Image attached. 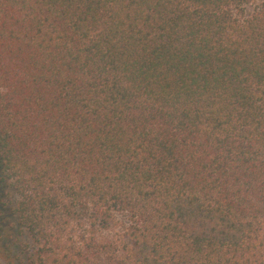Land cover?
<instances>
[{"label":"trees","instance_id":"1","mask_svg":"<svg viewBox=\"0 0 264 264\" xmlns=\"http://www.w3.org/2000/svg\"><path fill=\"white\" fill-rule=\"evenodd\" d=\"M0 0V264H264V0Z\"/></svg>","mask_w":264,"mask_h":264},{"label":"rangeland","instance_id":"2","mask_svg":"<svg viewBox=\"0 0 264 264\" xmlns=\"http://www.w3.org/2000/svg\"><path fill=\"white\" fill-rule=\"evenodd\" d=\"M261 2H262V0H257V2H255L253 5L247 7L246 8L247 9V13L252 12V10H254V8H256L259 5V3H261Z\"/></svg>","mask_w":264,"mask_h":264}]
</instances>
